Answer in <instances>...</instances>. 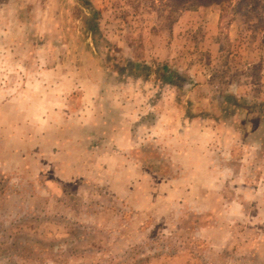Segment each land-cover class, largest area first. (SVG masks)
<instances>
[{"label":"rangeland","instance_id":"374dc122","mask_svg":"<svg viewBox=\"0 0 264 264\" xmlns=\"http://www.w3.org/2000/svg\"><path fill=\"white\" fill-rule=\"evenodd\" d=\"M264 0H0V264H264Z\"/></svg>","mask_w":264,"mask_h":264},{"label":"trees","instance_id":"16d2710c","mask_svg":"<svg viewBox=\"0 0 264 264\" xmlns=\"http://www.w3.org/2000/svg\"><path fill=\"white\" fill-rule=\"evenodd\" d=\"M176 1L188 4V5H191V4H194V3L197 4V5H208V4H212V3L221 4L225 0H176Z\"/></svg>","mask_w":264,"mask_h":264},{"label":"crops","instance_id":"0c3cea01","mask_svg":"<svg viewBox=\"0 0 264 264\" xmlns=\"http://www.w3.org/2000/svg\"><path fill=\"white\" fill-rule=\"evenodd\" d=\"M264 198V197H263Z\"/></svg>","mask_w":264,"mask_h":264}]
</instances>
